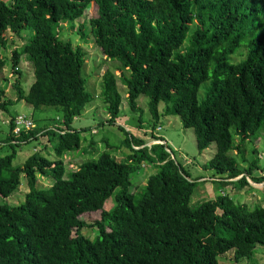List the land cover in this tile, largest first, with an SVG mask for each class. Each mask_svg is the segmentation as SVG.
Returning <instances> with one entry per match:
<instances>
[{
	"label": "trees",
	"instance_id": "trees-1",
	"mask_svg": "<svg viewBox=\"0 0 264 264\" xmlns=\"http://www.w3.org/2000/svg\"><path fill=\"white\" fill-rule=\"evenodd\" d=\"M92 4L98 16L80 23L77 34L84 41L92 37L105 60L121 64L102 77L107 124H118L120 83L134 112L140 96L150 99L154 128L162 116L173 115L194 130L200 152L215 143L208 167L223 185L264 184V175H255L256 146L264 138V0H0V49L9 44L8 32L18 39L33 33L9 61L0 53V74L10 62L16 77L14 99L6 100L0 89V110L10 114L24 101L35 110L57 109L60 119L59 126L16 135L11 114L0 144L12 150L0 156V264H219L230 251L236 262L253 260L257 247H264V207L236 204L228 194L193 204L200 179L191 178L153 131L151 141L128 136L131 153L120 162L107 147L68 173L64 155L79 151L82 134L94 130L76 129L74 122L94 97L83 76L86 53L63 41L61 28L80 20ZM234 55L243 59L232 62ZM23 56L34 69L28 91L19 68ZM42 137L51 149L15 165L17 148ZM247 143L256 157L242 169ZM95 151L84 153L96 157ZM144 163L157 172L141 192L132 191ZM22 176L29 192L11 206L7 199L20 189ZM48 178L52 185L41 188L40 179ZM109 199L114 205L107 210ZM95 213L101 218L94 223L82 219ZM87 226L98 230L95 239L83 235Z\"/></svg>",
	"mask_w": 264,
	"mask_h": 264
},
{
	"label": "rangeland",
	"instance_id": "rangeland-1",
	"mask_svg": "<svg viewBox=\"0 0 264 264\" xmlns=\"http://www.w3.org/2000/svg\"><path fill=\"white\" fill-rule=\"evenodd\" d=\"M98 16V7L92 4L88 12L80 19L73 23L66 22L61 28V38L63 41L70 42L74 48L81 46L86 53V63L83 70V76L86 80L87 91L94 97V102L90 103L82 117L78 118L74 122L76 129H83L87 127H93L94 130L82 134V148L79 151H73L64 155V163L70 173L76 167L81 164L95 160L97 157L108 150L113 153V156L117 161L124 160V154L131 153L129 144L127 143L128 136H134L137 139H144L151 141V133L163 138L171 150L174 152V156L183 169L188 172L192 179L198 180V186L192 197V203H202L204 201L214 200L221 195H229L236 204L247 205L250 208L255 206L264 207V184H251L250 186L241 189L238 183L223 185L218 180L220 177L214 170L208 167L209 161L213 158L216 152V144L213 143L209 149L200 152L197 146V140L193 129L184 128L181 120L177 116L167 115L162 116L154 128V119L149 108L150 99L142 95L138 98V106L140 111L134 112L128 105L125 97L126 88L119 83L118 90L123 97V102L120 108V115L117 125H108L109 116L105 109V106L101 98L102 77L108 71H116L121 68V64L116 61L105 60L101 50L91 37L88 41H84L80 35L77 34L79 30V24ZM9 44L6 49H0V53L8 59H11L12 51L15 48H20L23 44L27 43L33 36L32 32H24L23 38H16L11 32H8ZM245 44V43H244ZM244 44L242 48L244 47ZM28 56H23V61L20 64V71L23 73V87L26 91L30 89L35 81L34 69ZM240 61L243 57H237L236 55L231 57L232 62ZM11 63L3 69L0 74V89L5 90L4 98L14 99L16 97V91L14 89V82L16 77L11 76ZM119 77L120 73L116 72ZM129 75V74H128ZM208 83L203 84L199 91V100H204L206 96V87ZM16 115L21 113L26 115L33 122L35 129L43 127H56L59 126V112L52 107H42L39 110H35L32 106L26 102H20L10 107V113ZM159 111L164 113L165 104L160 103ZM7 112L0 110V144H2L9 133V122ZM104 123V124H103ZM103 124V125H102ZM122 127V128H120ZM161 128V129H160ZM239 139H235V143H238ZM92 144V145H91ZM156 144V143H155ZM94 145V147H93ZM152 144H149V146ZM47 146L50 148L51 144L46 137H42L39 141H34L17 148V156L14 160L15 165H22L26 158L36 150H43ZM254 145L251 143L246 144V159L248 163L241 164L242 160L239 159L242 169H246L256 157L253 153ZM259 154L258 171H255V175L260 177L264 175V138H261L257 142L256 146ZM96 150V157H93L92 153H84L86 150ZM11 147L5 146L1 148L0 156L11 153ZM123 153V155H122ZM236 153L233 154V156ZM52 159L56 158L52 152L50 153ZM157 171L147 164H143L142 168L136 173L137 175L133 181V187L131 190L138 188V192H141L147 182V179L154 175ZM215 177V178H214ZM214 178V179H213ZM39 181L41 188L47 189L52 185V179ZM22 184L16 194L7 199V202L11 206H17L24 202L25 195L29 192L27 182L22 176ZM106 209L110 210L114 205V200L109 199L106 202ZM101 218V213L88 214L82 216V219L88 223H94ZM83 235L90 239H95L98 236V230L85 227ZM219 264H264V247H257V254L251 261L245 260L243 262H236L234 259V251H230L225 255L219 257Z\"/></svg>",
	"mask_w": 264,
	"mask_h": 264
},
{
	"label": "built area",
	"instance_id": "built-area-1",
	"mask_svg": "<svg viewBox=\"0 0 264 264\" xmlns=\"http://www.w3.org/2000/svg\"><path fill=\"white\" fill-rule=\"evenodd\" d=\"M15 124H16V127H15V134L16 135L21 133L23 130H29V129H32L34 127L33 122L26 115H18L16 117Z\"/></svg>",
	"mask_w": 264,
	"mask_h": 264
},
{
	"label": "crops",
	"instance_id": "crops-1",
	"mask_svg": "<svg viewBox=\"0 0 264 264\" xmlns=\"http://www.w3.org/2000/svg\"><path fill=\"white\" fill-rule=\"evenodd\" d=\"M15 113V111L13 112V113H10V114H8V118H10L11 119V114H14ZM18 114H20V115H24V114H21V113H18ZM166 142V141H165ZM167 143V142H166Z\"/></svg>",
	"mask_w": 264,
	"mask_h": 264
},
{
	"label": "clouds",
	"instance_id": "clouds-1",
	"mask_svg": "<svg viewBox=\"0 0 264 264\" xmlns=\"http://www.w3.org/2000/svg\"><path fill=\"white\" fill-rule=\"evenodd\" d=\"M157 143V142H156ZM158 143H160V142H158ZM151 144H155V143H151Z\"/></svg>",
	"mask_w": 264,
	"mask_h": 264
}]
</instances>
